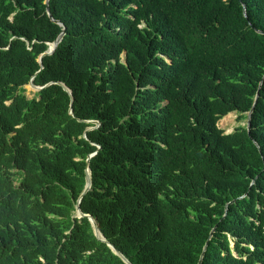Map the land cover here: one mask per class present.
Instances as JSON below:
<instances>
[{
  "label": "trees",
  "instance_id": "obj_1",
  "mask_svg": "<svg viewBox=\"0 0 264 264\" xmlns=\"http://www.w3.org/2000/svg\"><path fill=\"white\" fill-rule=\"evenodd\" d=\"M107 243L264 264V0H0V264H126Z\"/></svg>",
  "mask_w": 264,
  "mask_h": 264
},
{
  "label": "water",
  "instance_id": "obj_2",
  "mask_svg": "<svg viewBox=\"0 0 264 264\" xmlns=\"http://www.w3.org/2000/svg\"><path fill=\"white\" fill-rule=\"evenodd\" d=\"M44 2L46 3V0H44ZM48 14V13H47ZM49 15V14H48ZM62 32L63 31H61L58 35H57V37L52 41V42H50V43H47V49L44 51V52H42L39 56H38V58H37V61H38V63L40 64V56H42L43 54H49V53H51V51L54 49V47H55V45H56V43L59 41V39H60V36H61V34H62ZM48 83H51V81H49V82H47V83H45L44 85H42V86H36V85H33L32 83H31V81L29 80L28 81V85L29 86H31L32 88H34V89H36V90H38V89H40L41 87H43V86H45V85H47ZM57 83H59L61 86H62V88L64 89V90H66L68 93H69V90L66 88V86H64V84H62L61 82H57ZM251 110H252V107H250V109L246 112V120H245V124H246V131H248V129H249V117H250V113H251ZM69 113H70V109H69ZM87 121H92V122H94V123H96L97 124V122L95 121V120H87ZM92 154V153H91ZM91 154H88V156H90ZM84 172H85V175H84V178H85V183H84V186H83V188H82V190H81V192H80V194H79V196H78V198H77V200H76V203H75V210H76V215L77 216H86L87 218H88V221L90 222V224H91V226H92V230H93V233H94V235L97 237V238H99L100 240H102V241H104V238L100 235V233L98 232V229H97V224H96V222H95V220L90 216V215H88V214H84V213H82V212H80V210H79V208H78V202H79V198H80V196L89 188V185H90V178H89V172H88V168L87 167H85V169H84ZM107 245L112 249V251L114 252V253H116L118 256H120V258L126 263V264H130L117 250H115L114 248H113V246L110 244V243H107ZM205 248V243H204V245H203V247H202V251H201V253H200V256H199V258H198V260H197V262H196V264H200V258H201V255H202V252H203V249Z\"/></svg>",
  "mask_w": 264,
  "mask_h": 264
},
{
  "label": "rangeland",
  "instance_id": "obj_3",
  "mask_svg": "<svg viewBox=\"0 0 264 264\" xmlns=\"http://www.w3.org/2000/svg\"><path fill=\"white\" fill-rule=\"evenodd\" d=\"M120 59H123V53L120 54ZM24 88V94L27 97H31L33 93L36 91V89H32L28 84L23 85ZM224 116V115H223ZM245 122L244 119L237 120L236 119V113L230 112L228 116H226L223 120L220 118L216 121V125L221 128L224 132H230L232 128L237 125L241 124L243 125Z\"/></svg>",
  "mask_w": 264,
  "mask_h": 264
},
{
  "label": "bare ground",
  "instance_id": "obj_4",
  "mask_svg": "<svg viewBox=\"0 0 264 264\" xmlns=\"http://www.w3.org/2000/svg\"><path fill=\"white\" fill-rule=\"evenodd\" d=\"M31 87V86H30ZM33 89V88H32Z\"/></svg>",
  "mask_w": 264,
  "mask_h": 264
},
{
  "label": "clouds",
  "instance_id": "obj_5",
  "mask_svg": "<svg viewBox=\"0 0 264 264\" xmlns=\"http://www.w3.org/2000/svg\"><path fill=\"white\" fill-rule=\"evenodd\" d=\"M246 123V122H245Z\"/></svg>",
  "mask_w": 264,
  "mask_h": 264
}]
</instances>
